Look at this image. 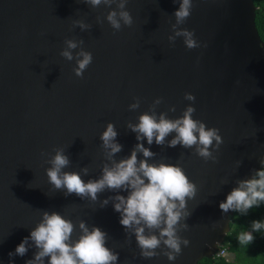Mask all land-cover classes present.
<instances>
[{"label": "water", "instance_id": "obj_1", "mask_svg": "<svg viewBox=\"0 0 264 264\" xmlns=\"http://www.w3.org/2000/svg\"><path fill=\"white\" fill-rule=\"evenodd\" d=\"M193 3L181 27L194 30L206 48L187 49L181 37L169 43L173 13L179 7L173 0H129L133 24L120 31L103 19L109 10L104 5L0 0V264H9L8 253L29 236L43 210L57 211L73 224L84 220L89 228H101L108 234L106 246L118 253L117 264H197L214 255L233 215L231 210L223 213L219 203L237 179L261 168L264 42L255 24L253 0ZM73 20L92 27L81 31ZM68 38H82V47L92 53L83 77L73 73L75 61L59 55ZM185 92L194 94L195 101L185 100ZM133 97L140 99V107L130 111ZM155 97L163 98L158 113L175 105V112H167L169 118L192 103L193 118L218 128L223 140L214 152L215 162L179 144L149 146L143 141L157 153L153 160L179 164L197 186L195 196L187 200L189 227L180 233L189 244L181 245L175 261L164 255L142 258L134 234H126L111 202L100 207L99 200L65 196L52 188L45 173L53 149L61 147L71 161L64 171L79 173L87 166L88 175L81 173L85 181L99 177L104 162L99 136L106 123L114 124L123 146L115 158L128 156L137 141L126 123H136ZM237 160L241 164L236 169ZM112 195L105 191L99 198ZM78 235L77 228L72 238ZM36 250L33 246L24 256L12 257V264H25Z\"/></svg>", "mask_w": 264, "mask_h": 264}, {"label": "clouds", "instance_id": "obj_2", "mask_svg": "<svg viewBox=\"0 0 264 264\" xmlns=\"http://www.w3.org/2000/svg\"><path fill=\"white\" fill-rule=\"evenodd\" d=\"M93 8L104 5L109 10L104 20L114 31L122 27H131L133 17L126 5L129 0H77ZM179 7L174 11L175 22L170 25L171 34L167 39L170 44L178 37L183 39L187 49L206 48L207 43L196 39L194 30L181 27L190 17L194 6L193 0H173ZM115 5V7H112ZM97 24H102L100 17ZM74 26L81 31L89 30L92 25L83 20H73ZM84 40L65 39L64 47L59 55L67 61H75L72 71L77 77H83L84 72L92 63L93 56L82 45ZM75 50V51H73ZM199 58H197L198 62ZM184 99L194 102L195 96L191 92L184 93ZM163 103L162 97H155L148 110L137 117V122L128 121L127 129L135 133L137 143L126 157L116 159V154L123 146L117 142L118 132L112 122H107L100 133L101 149L104 162L100 166L99 177L85 181L81 173L88 175L89 168L82 167L80 172L64 171L71 161L64 148L55 147L46 163L45 169L48 182L55 190H61L65 196L75 194L82 200L96 202L100 207L110 202L114 211L120 214L119 223L126 234H134L139 255L142 258H152L164 255L169 261H175L181 254L182 247L188 246L189 240L180 233L189 227L185 220L191 215L187 208V200L192 199L197 191L196 184L188 178L179 164L155 161L157 155L145 147L143 141L150 146L156 145L175 147L178 144L185 149H192L195 155L205 161H216L214 152L223 143L216 127H207L200 119H194L196 109L192 103L185 106L182 114L169 118L167 112H175V105H169L167 112H157ZM140 107V99L133 97L128 105L130 111ZM175 134L169 140L167 137ZM44 153H42L43 155ZM138 154H142L139 155ZM152 161V162H149ZM261 168L254 170L246 179H237L235 187L226 194V198L219 203L223 213L230 210L247 214L253 207L264 204V154L260 157ZM240 160L235 162L237 169ZM108 191L115 195L100 199L99 194ZM127 192L121 195L120 192ZM79 229L77 239L73 233ZM264 229V223L254 221L252 231ZM108 234L101 228L92 225L91 228L84 220L73 224L57 211H41V219L31 229L29 236L24 237L16 246L14 252L8 253L12 264V257L24 256L30 247H35L33 258L25 264H117L118 253L106 246ZM240 240L250 243L254 240L252 232L244 233ZM31 241V243H29ZM157 249L160 251L158 252ZM218 249V248H217ZM214 256V255H213Z\"/></svg>", "mask_w": 264, "mask_h": 264}, {"label": "trees", "instance_id": "obj_3", "mask_svg": "<svg viewBox=\"0 0 264 264\" xmlns=\"http://www.w3.org/2000/svg\"><path fill=\"white\" fill-rule=\"evenodd\" d=\"M255 11V24L264 42V0H253ZM254 221L264 223V204L253 207L248 213L233 212L230 219V230L224 241L218 246L223 249L224 255L203 257L197 264H264V229L252 231ZM252 232L254 240L245 243L240 240L244 233Z\"/></svg>", "mask_w": 264, "mask_h": 264}, {"label": "built area", "instance_id": "obj_4", "mask_svg": "<svg viewBox=\"0 0 264 264\" xmlns=\"http://www.w3.org/2000/svg\"><path fill=\"white\" fill-rule=\"evenodd\" d=\"M224 254H225V251L223 249H220L219 251L217 249L216 252L214 253V255H217V256L224 255Z\"/></svg>", "mask_w": 264, "mask_h": 264}]
</instances>
